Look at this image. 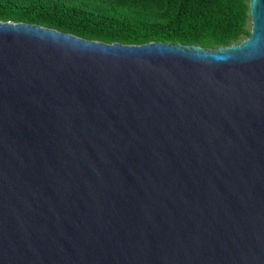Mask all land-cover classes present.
<instances>
[{
    "label": "water",
    "instance_id": "1",
    "mask_svg": "<svg viewBox=\"0 0 264 264\" xmlns=\"http://www.w3.org/2000/svg\"><path fill=\"white\" fill-rule=\"evenodd\" d=\"M215 49L0 21V264H264V0Z\"/></svg>",
    "mask_w": 264,
    "mask_h": 264
},
{
    "label": "trees",
    "instance_id": "2",
    "mask_svg": "<svg viewBox=\"0 0 264 264\" xmlns=\"http://www.w3.org/2000/svg\"><path fill=\"white\" fill-rule=\"evenodd\" d=\"M0 21L107 44L215 49L250 36L248 0H0Z\"/></svg>",
    "mask_w": 264,
    "mask_h": 264
}]
</instances>
